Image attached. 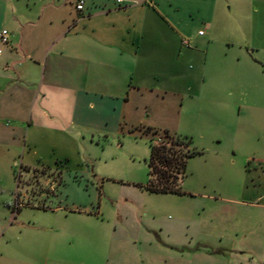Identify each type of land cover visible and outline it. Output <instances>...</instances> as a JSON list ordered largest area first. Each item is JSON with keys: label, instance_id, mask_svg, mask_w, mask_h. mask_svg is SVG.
I'll use <instances>...</instances> for the list:
<instances>
[{"label": "crops", "instance_id": "crops-1", "mask_svg": "<svg viewBox=\"0 0 264 264\" xmlns=\"http://www.w3.org/2000/svg\"><path fill=\"white\" fill-rule=\"evenodd\" d=\"M3 30L10 40H0V185L6 164L18 160L27 175L56 179L48 191L55 199L44 201L55 227L46 243L36 241V222L21 218L42 211L30 190L15 197L0 186V208L12 211L0 215V264L110 263L94 257L116 242L118 216L104 218L97 206L102 196L81 144L126 133L152 144L166 133L189 140L201 153L191 160L213 158L207 169L218 176L201 184L239 192L204 202L206 234L188 227L191 255L264 264V0H0ZM145 203L130 204L140 226L144 212L154 219ZM118 215L122 228L126 212ZM151 223L146 232L163 245V226Z\"/></svg>", "mask_w": 264, "mask_h": 264}, {"label": "rangeland", "instance_id": "rangeland-1", "mask_svg": "<svg viewBox=\"0 0 264 264\" xmlns=\"http://www.w3.org/2000/svg\"><path fill=\"white\" fill-rule=\"evenodd\" d=\"M151 144L149 139L130 133L121 134L115 138L95 139L92 143L86 141L81 144V157L85 163L89 164L93 175L97 177V180L93 179L98 185L100 196H102L97 206L103 205L104 218H113L112 216L115 217L116 214L119 218L120 212H126L125 218L122 220V228L119 226L118 218H115L117 239L111 246L112 250L105 247L100 249L101 246L98 245V247L100 246L98 256L94 257V260L101 262L108 256L109 264H221L220 259L211 260L205 251L197 253L196 256L191 255L194 250L186 249L188 242L192 241L190 237L192 228L189 231L188 227L191 223H196L195 233L205 235L204 226L210 217V211L204 209V202L237 199L239 192L236 191L228 195L221 191L217 185L206 188L201 184L208 177H215L216 180L218 178V176H211L212 172L208 171L207 168L211 164L213 165V158L207 165L204 159L206 156L188 162L187 176L182 183L181 194L164 195L145 192L144 188L148 186L150 179L148 161L151 156ZM9 166L11 168L8 170V175L3 177L0 186L5 190L12 189L15 197L18 193L22 194L25 190H30L28 193L30 199L37 207L41 205L42 211L37 213L35 210H24L21 218L27 226L31 223L30 226H33L36 222L37 228L40 229L36 241L46 243L47 239L49 240L53 236L50 233L55 227L54 216L46 212L48 208H52V205L46 204L44 201L55 199V195L48 191L54 189L53 179L55 180L56 177L51 176L50 171L47 173L39 171L35 175H27L21 168L20 160L17 163L12 161L11 165L8 162L6 169ZM1 168H3V164H0ZM220 172L223 177V170ZM100 186H103V189ZM67 188L69 190L71 187ZM81 196L79 193L76 194V197L72 194L69 200L72 202L76 199L79 202ZM144 201L148 209H152L154 219L149 212H144V214L148 213V216L143 221V226H140L138 219L131 214L130 204L135 206L137 202L144 203ZM111 202L117 206L111 205ZM244 212L245 215L249 213L247 210ZM11 213L12 211L7 205L0 208V215L3 217L7 214L12 216ZM213 218H224V216L214 214ZM149 221L152 222L150 227L163 226L164 232L159 235L163 245L154 234L146 232L145 229ZM75 226L76 223L72 224L74 229H76ZM45 229L51 231L45 232ZM22 237L25 238V236ZM15 240L12 238L10 243L17 244ZM75 244L80 246L78 240H75ZM182 244L185 245L181 246ZM38 245L39 243L30 246L37 247ZM172 246L178 247L173 249Z\"/></svg>", "mask_w": 264, "mask_h": 264}, {"label": "trees", "instance_id": "trees-1", "mask_svg": "<svg viewBox=\"0 0 264 264\" xmlns=\"http://www.w3.org/2000/svg\"><path fill=\"white\" fill-rule=\"evenodd\" d=\"M164 138L166 142L151 144L147 190L154 194L179 195L187 176L188 161L201 153L191 149V142L187 139L174 138L168 133Z\"/></svg>", "mask_w": 264, "mask_h": 264}, {"label": "built area", "instance_id": "built-area-1", "mask_svg": "<svg viewBox=\"0 0 264 264\" xmlns=\"http://www.w3.org/2000/svg\"><path fill=\"white\" fill-rule=\"evenodd\" d=\"M121 2V1H119ZM83 6H84V2H81L79 6H77V10L78 11H82L83 10ZM204 33L203 32H200L199 33V36H203ZM0 40H1V43L2 45L4 46H8L9 45V40H10V33L7 31V30H3L1 33H0ZM188 41H185L184 42V45H188ZM1 54V52H0Z\"/></svg>", "mask_w": 264, "mask_h": 264}]
</instances>
